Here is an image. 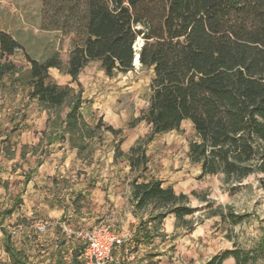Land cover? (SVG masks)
Here are the masks:
<instances>
[{"label": "trees", "instance_id": "trees-1", "mask_svg": "<svg viewBox=\"0 0 264 264\" xmlns=\"http://www.w3.org/2000/svg\"><path fill=\"white\" fill-rule=\"evenodd\" d=\"M40 1L43 28L73 35L68 59L59 52L44 59L25 53L29 68L23 73L12 60L22 44L0 30V83L14 76L15 83L28 88L29 99L48 112L43 132L48 145L68 141L81 156L91 152V140L102 127L111 132L115 160L130 166L134 211L147 214V222L156 225L174 216L178 228L193 230L190 218L197 208L191 206L190 195L165 186L150 175L148 166V144L158 134L179 131L184 121L195 130L187 155L202 177L221 175L224 184H232L254 175L264 190V0ZM140 38L143 44L136 49ZM136 54L141 66L153 70V77L148 106L131 125L145 122L150 133L124 153L125 138L117 139L122 130L101 122L88 125L81 112L82 91L59 84L50 70L78 82L88 65L99 62L105 74L114 77L134 69ZM232 217L234 223L240 221ZM2 232L6 251L20 263L21 252L11 234ZM139 235L148 243L152 238L147 228ZM80 254L77 246L71 264H81ZM229 258L236 264L252 261L249 252L236 248L204 264H224Z\"/></svg>", "mask_w": 264, "mask_h": 264}, {"label": "rangeland", "instance_id": "rangeland-1", "mask_svg": "<svg viewBox=\"0 0 264 264\" xmlns=\"http://www.w3.org/2000/svg\"><path fill=\"white\" fill-rule=\"evenodd\" d=\"M42 9L40 0H0V30L11 33L22 44L23 50H18L12 60L23 73L29 68L25 53L44 59L59 52L66 61L72 49V34L43 28ZM136 44L139 49L143 40L140 38ZM87 71L91 85L88 86L87 99H82L86 103L85 114L90 117L89 121L121 129L122 134L117 139L138 140L149 134L150 127L145 122L134 127L131 123L148 106L153 70L138 64L126 74L108 77L100 63L93 62ZM14 78L8 76L0 83V264H17L5 251L2 228L11 234L15 248L22 250L24 264H56L57 259L59 264H66L70 243L59 226L51 225L45 233L37 229V224L43 220L38 217V204L44 203V198L24 195L26 180L33 177L34 168L43 162H52V150L59 147H47L48 139L43 138V132L47 128L48 112L45 110L46 115L42 118L38 112L42 107L29 99L28 88L15 83ZM75 90L83 91L80 83ZM66 112L67 108L61 110L63 115ZM82 116L88 125L95 126ZM26 126L31 137L36 141L41 138L36 146L17 145L16 140L21 135L19 130ZM112 138L111 132L102 127L91 140L93 154L96 156V150L100 149L94 147L95 140L96 143L109 141L111 147L115 146V140L110 141ZM195 138L192 123L184 121L179 131L158 134L147 146L151 150L155 174L171 183L178 193L190 195L191 206L197 208L190 218L193 230L178 228L175 219L170 217L162 224L152 223V242L148 243L141 239L139 232L146 228L151 230L150 225L146 218L134 216L131 212L127 193L123 196L124 209L118 211L113 204L108 210L101 208L90 198L97 182L96 177H92L94 174L88 176L94 159L90 150L79 156V162L68 161L73 174L78 176V194L71 200V212L58 220H68V215L73 214L72 223L76 227L107 224L116 232L125 233L126 242L131 240L136 244L133 250L136 257L132 260L122 252L123 264H204L213 256L236 248L250 253V264H264V253L260 251V248L264 250V190L257 177L253 175L241 183L232 184H224L221 175L202 177L200 167L192 164L187 155L189 142ZM109 147L105 149L107 156ZM26 151L42 157L31 156L29 161H21L18 154L23 156ZM60 161L61 155L58 163ZM124 178L121 181L126 188L128 177ZM11 209V214L3 215L4 211ZM222 212L226 218L222 217ZM232 215L239 216L240 221L234 223ZM44 221L53 222L50 219ZM224 264H236L235 259L229 258Z\"/></svg>", "mask_w": 264, "mask_h": 264}, {"label": "crops", "instance_id": "crops-1", "mask_svg": "<svg viewBox=\"0 0 264 264\" xmlns=\"http://www.w3.org/2000/svg\"><path fill=\"white\" fill-rule=\"evenodd\" d=\"M93 63V62H92ZM89 65L82 71V73L79 75L78 82H73L72 77L70 75H62L58 69H51L50 73L54 77V79L59 83V84H69L72 87L79 86V83L81 84L82 87V97L84 99H87V91H88V86L91 85V81L89 80V77L87 76V69ZM62 78V79H61ZM35 105L36 104V100ZM85 106L86 103H83V106L81 108L82 114L84 115L85 119L88 121L89 124H95L90 122V117H86L85 114ZM36 110H39V107L36 108ZM40 115H42V118L45 117L46 111L40 108L38 111ZM32 117V116H31ZM32 122H36L32 120ZM33 130L35 128H32ZM21 132V135H18V139L16 141L17 145L20 147H33L36 146L38 142H40L41 138H38L36 141L34 137H31V131L26 127L23 129L19 130ZM108 132V131H106ZM112 134V133H111ZM113 135V134H112ZM44 138V136H43ZM115 136L113 135V138L110 141H114ZM137 141V138L134 139H126L123 141L121 144V149L124 153H128L130 148L135 144ZM116 141H114L115 144ZM93 146V145H92ZM99 146L100 149L96 150L98 152L95 156V153L93 154L92 152V157H94L92 161V167L91 171H88V176L90 177L91 174H94L92 177H96L97 182H96V187L94 194L90 196L92 200L95 202H98L100 204V207L108 210L109 206L112 204L114 207L119 208V210L124 209L125 205V200H124V194H128L127 198L129 199L128 205L131 210V212L134 214V216H139L141 215L142 217L148 219L147 214H138L134 211V206L131 201V186H130V180H131V174H130V166L126 161H120V160H115L114 154H115V146L109 147V141H102L101 143H96L94 147ZM47 147L50 149H53V147H59L54 150H52L51 154V160L52 162H43L40 165H37L34 169V173L32 174V178H27L26 182V190L24 195L26 196H42L44 198V203L38 204V217H43V220H52L53 222L59 221V217L62 215L70 213L71 212V207L72 203L71 200L75 199V196L78 194V176L74 175V171L70 169V164L69 160L74 162H79L80 160L78 159V153L76 149H73L70 147L68 141H56L50 145L47 144ZM109 147L108 151V156L106 155V148ZM148 155H151V150L150 148H147ZM27 152V151H26ZM54 152V153H53ZM61 155V161L58 163V157ZM75 155V156H74ZM42 157L38 156L35 154L33 151L32 152H27L23 156L18 154V158L21 159V161L28 160L30 157ZM74 156V157H73ZM149 173L151 176H154L158 179H161L164 181V185L168 186L171 185V183H167L164 179L158 177V175L155 174V172L152 170V158L150 156V161H149ZM97 168V169H96ZM100 168V169H98ZM99 174V175H98ZM47 175L50 177L48 178ZM127 176L128 180L126 183V188L124 187L122 183V179H125L124 177ZM89 179V178H88ZM174 187V186H173ZM47 195V196H46ZM94 195V196H93ZM61 201V202H59ZM29 209L31 210L30 206H28ZM31 215L33 214L31 210ZM69 219L67 220L69 223H72L73 220V214L68 215ZM173 217L174 216H169L166 219ZM63 220V219H62ZM66 220V219H64ZM74 221V220H73ZM176 221V219H175ZM150 225L151 230H149V234L152 237V222H148ZM89 227V225H82V226H77V227ZM60 228V227H59ZM61 229V228H60ZM62 230V229H61ZM63 232V230H62ZM65 235V233L63 232ZM68 242L70 243V256L68 258V262L66 264H71L72 262V257L74 254V251L76 250L77 245L75 241L69 237H67ZM152 242V240H151ZM152 247V244H150ZM17 249V248H16ZM20 250L22 253L21 249ZM6 251V249H5ZM6 253H8L6 251ZM10 256V254L8 253ZM10 259L13 261L12 257L10 256ZM21 259H22V254H21ZM79 260L81 261V254L79 256ZM14 262V261H13ZM15 263V262H14ZM60 261L57 259L56 264H59ZM18 264V263H17ZM19 264H24V261L21 260ZM82 264V262H81Z\"/></svg>", "mask_w": 264, "mask_h": 264}, {"label": "built area", "instance_id": "built-area-1", "mask_svg": "<svg viewBox=\"0 0 264 264\" xmlns=\"http://www.w3.org/2000/svg\"><path fill=\"white\" fill-rule=\"evenodd\" d=\"M51 225L59 226L67 237L81 246L82 264H123L122 252L132 260L136 257L133 251L136 244L131 240L126 242V234L116 232L110 225L76 227L67 220L40 221L37 229L45 233Z\"/></svg>", "mask_w": 264, "mask_h": 264}, {"label": "water", "instance_id": "water-1", "mask_svg": "<svg viewBox=\"0 0 264 264\" xmlns=\"http://www.w3.org/2000/svg\"><path fill=\"white\" fill-rule=\"evenodd\" d=\"M137 47V44H136V46H135V48ZM137 49V48H136ZM139 62L140 63V59H139V54H136V57H135V59H134V65H135V62Z\"/></svg>", "mask_w": 264, "mask_h": 264}, {"label": "bare ground", "instance_id": "bare-ground-1", "mask_svg": "<svg viewBox=\"0 0 264 264\" xmlns=\"http://www.w3.org/2000/svg\"><path fill=\"white\" fill-rule=\"evenodd\" d=\"M138 64H140V63L136 61V62H135V65H138Z\"/></svg>", "mask_w": 264, "mask_h": 264}]
</instances>
